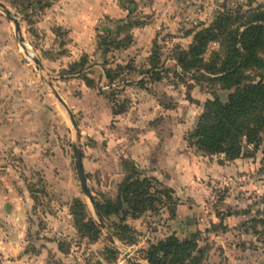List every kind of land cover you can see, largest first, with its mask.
Here are the masks:
<instances>
[{
    "label": "rangeland",
    "instance_id": "rangeland-1",
    "mask_svg": "<svg viewBox=\"0 0 264 264\" xmlns=\"http://www.w3.org/2000/svg\"><path fill=\"white\" fill-rule=\"evenodd\" d=\"M0 1L41 63L27 57L0 8V264H149V246L170 234L192 238L201 264H264V125L255 140L246 136L264 121L262 102L242 101L232 118L241 127L237 156L189 141L198 123L212 121L207 101L225 104L264 81V66L241 71L238 84L208 72L219 67V42L208 39L192 56L196 35L221 12L242 28L264 0ZM74 143L95 200L115 199L133 164L150 179L153 207L100 227L79 185ZM75 200L85 207L73 213ZM87 216L100 229L95 239L77 229L75 219Z\"/></svg>",
    "mask_w": 264,
    "mask_h": 264
},
{
    "label": "trees",
    "instance_id": "trees-1",
    "mask_svg": "<svg viewBox=\"0 0 264 264\" xmlns=\"http://www.w3.org/2000/svg\"><path fill=\"white\" fill-rule=\"evenodd\" d=\"M229 20L230 15L221 12L215 25L196 35L195 44L189 53L192 56L199 54L201 52L199 48H203L208 39L218 41L222 52L219 54V67L212 64L207 71L213 74L221 73L220 78L238 84L240 83L238 74L241 76V71L264 66L263 59L259 57V52L264 51V10L257 11L255 17L242 28H233L232 25H228ZM179 62H186L184 56ZM109 78H111L110 75ZM242 101L250 104L261 101L264 110V81L243 85L236 94L230 96L225 104L217 100L207 101L205 114L206 118H211L212 121L207 124L198 123L194 131L190 133L189 141L209 153L225 152L228 155L237 156L239 153L235 140L236 133L241 130V127L235 128L232 118L241 112ZM224 116L231 120L224 121L222 119ZM261 125H264V121L262 123L260 121L257 127L246 131L248 141L255 140ZM128 166V173L118 184L115 199L107 198L103 201L94 199L95 209L102 219L111 215L118 216L121 213L137 216L152 208L157 201L156 195L151 191L150 179L140 178L133 164ZM75 205L77 208L73 213L85 207L84 202L80 200H75ZM75 222L78 224L79 232L92 239L98 237L100 229L92 217L87 216L84 221L75 219ZM106 250L110 253L109 258H113V250L110 248ZM145 259L149 264H201L202 251L197 248L192 238L180 239L175 234H170L151 244L146 251Z\"/></svg>",
    "mask_w": 264,
    "mask_h": 264
},
{
    "label": "water",
    "instance_id": "water-1",
    "mask_svg": "<svg viewBox=\"0 0 264 264\" xmlns=\"http://www.w3.org/2000/svg\"><path fill=\"white\" fill-rule=\"evenodd\" d=\"M0 8L4 12L5 17L13 22L14 27H15V32H16L17 37H18V41H19V43H21V46L24 49L25 54L27 55V57L33 59L35 61V63L37 64V66L41 67V63H40L39 59L36 58V57H33L32 54L27 51V49H26V47H25V45L23 43V37L21 36L20 26H19V22H18L17 18L11 14L9 9H7V7L1 1H0ZM52 90H53V94L56 97V99L59 101V103L67 111L69 119H70V121H71V123H72V125H73V127H74V129L76 131L77 138H79L80 136H79L78 125H77V123H76V121H75V119L73 117L72 112L70 111L69 107L67 106V103L65 102V100L61 97V95L53 87H52ZM72 149H73L74 166H75V170H76V173H77V177H78L80 188H81L83 194L87 196V198H88V200H89V202H90V204L92 206L94 215L96 216V218L98 220L99 226L102 227V228H105V223L103 222L102 218L99 216V213L95 209L94 197H93L91 191L89 190V188L87 186L86 177H85L84 168H83V163H82L81 147H80L79 144L74 143L72 145ZM108 239L112 243L114 242V239L109 234H108ZM132 262H133V264H144V263H141V262H138V261H132Z\"/></svg>",
    "mask_w": 264,
    "mask_h": 264
},
{
    "label": "built area",
    "instance_id": "built-area-1",
    "mask_svg": "<svg viewBox=\"0 0 264 264\" xmlns=\"http://www.w3.org/2000/svg\"><path fill=\"white\" fill-rule=\"evenodd\" d=\"M191 5L193 4V9H195V10H200V7H199V5L198 4H196V2L195 1H191V3H190Z\"/></svg>",
    "mask_w": 264,
    "mask_h": 264
},
{
    "label": "crops",
    "instance_id": "crops-1",
    "mask_svg": "<svg viewBox=\"0 0 264 264\" xmlns=\"http://www.w3.org/2000/svg\"><path fill=\"white\" fill-rule=\"evenodd\" d=\"M8 205V206H7ZM11 205H10V203H6V207H10ZM10 208H13V207H10ZM11 248H12V246H11ZM13 249V248H12ZM13 250H16V249H13Z\"/></svg>",
    "mask_w": 264,
    "mask_h": 264
}]
</instances>
